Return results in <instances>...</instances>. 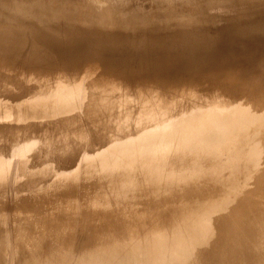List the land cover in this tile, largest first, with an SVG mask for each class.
<instances>
[{
	"label": "rangeland",
	"instance_id": "1",
	"mask_svg": "<svg viewBox=\"0 0 264 264\" xmlns=\"http://www.w3.org/2000/svg\"><path fill=\"white\" fill-rule=\"evenodd\" d=\"M229 31H239L236 33H242V37H228L226 33ZM206 35L212 38H205ZM203 38L205 40L202 41ZM168 48L169 50L166 51ZM182 49L192 51L191 56H196L190 57L189 63L184 62L187 57L182 56L185 54ZM95 52L97 53L94 54ZM197 55H201L203 59L201 60L200 56L196 59ZM211 55L212 57L214 55V58H211ZM174 56L178 59L175 60ZM192 59L201 63L197 64ZM191 60L193 63L190 64ZM167 62L171 63L170 66L161 67L162 63L168 64ZM194 63L195 65H192ZM181 64L185 67L182 65L179 68ZM150 65L153 67L151 68ZM158 66L160 68H156V71L155 67ZM182 67L183 72H181ZM149 68L152 70L150 71ZM139 72L142 74L136 75ZM152 72L159 73L158 77H162L163 81L171 80V82L160 87L163 84H156L153 81L155 78ZM263 85L264 0H0V139L2 140H0V264H46L45 261L49 258L54 260L49 259L47 264H90V260L91 264L95 261L99 264H154V262L203 264L207 263L209 258L213 260L211 264H218L227 251L226 256L229 254L230 256L227 257V261L224 260L225 264H236L239 260L240 264H246L251 258L253 260L251 264L257 260L259 261L255 264H260L261 259L252 256L250 258L249 255L252 253L249 249L250 246L251 250L254 249L253 243L258 242L261 245L259 244V247L255 245L257 251L264 250V245L262 246L264 238L261 239L263 226L256 228L259 226L256 215L258 212H264V209L259 207L264 203L261 200H264V111H262L264 92L261 89ZM68 93L72 94L67 95ZM158 102L161 104L159 105ZM101 104H106V108ZM112 104L118 105V108ZM95 105L99 109L94 108ZM114 107L116 110L113 109ZM91 108H94L96 113L101 109L103 114L99 111L97 113L99 115L95 116ZM47 109H51V112ZM107 109L110 111L108 112ZM111 110L118 114L115 112L112 114ZM139 110L140 113H137ZM125 112L126 114H123ZM60 122L64 125H60ZM59 125L62 127L59 128ZM64 126L68 128L65 129ZM217 133L220 136L219 141L221 139L223 141L217 140ZM206 135H209L208 138L213 136V139L209 141ZM259 135L260 139H263L261 143L257 141ZM253 138L256 140L255 143ZM207 147L211 150H207L209 149ZM216 159L226 166L221 163L218 165ZM215 160L219 166L216 169ZM183 164L184 167L185 164L187 166L184 168ZM213 164L214 167L210 169L209 166ZM158 165L161 167L159 168ZM200 167L203 171L197 169ZM213 169L214 171L219 169L218 173L212 172ZM232 172L236 174H231ZM185 180L188 181L184 182ZM257 184L261 190L257 189ZM254 190L261 191L262 195L257 191L255 193ZM246 194L248 197L245 198ZM250 196L255 197L254 199L259 198L262 204L258 199V202L254 203L252 197L250 202L248 199ZM201 204L212 206L210 210L215 212L209 214L200 207ZM241 204L245 206H240ZM235 205H239L238 209L244 207L245 210L247 207L250 210L255 205V208L257 206L258 208H253V213H251L252 209L246 210L245 213L244 208L238 210ZM195 207L202 210V217L206 215L203 219L199 214L200 211L197 212ZM192 210L193 212L195 210L193 215ZM241 211L244 215L239 213ZM249 212L253 218L251 215L248 217ZM240 214L242 215L240 220L243 218L242 223L238 219ZM207 215L211 217L209 223L206 222ZM182 218L184 220H181ZM192 218L197 219L195 221ZM154 220L159 222L158 225ZM235 220L241 224L238 221L235 223ZM249 221L258 225L256 227L250 225ZM103 222L105 223L102 224ZM84 223L86 232L88 230L92 232L89 236L80 232L82 231L80 227ZM183 224L187 225V229L183 228ZM232 225L233 233L229 232L232 231ZM247 226L254 228V231L251 230L254 234L247 235ZM236 227L237 231L240 230L239 233ZM150 228L152 231L149 230ZM195 228L196 230L200 228L198 233L195 232ZM176 229L180 233H177ZM241 230L244 234L240 233ZM83 234L85 238L82 237ZM234 234H237L238 238L246 237L249 243L244 238L239 240L234 238ZM240 234L242 235L239 236ZM195 235L199 238L197 239ZM223 235L227 237L221 239ZM78 237L82 238V242L85 241L82 248V245H76ZM256 237L258 240H255ZM68 238H70L69 244L66 242ZM192 240L196 244L194 242L192 245L190 243ZM240 240L242 243L237 246ZM234 241L237 243L235 244ZM243 242L246 244L245 247ZM223 244L225 247L222 246ZM229 249L237 252L232 254ZM221 250H225L226 253L223 254L224 251L221 253ZM238 252L240 254L242 252V257L237 256ZM235 255L236 257H232ZM233 258L236 262L232 261ZM238 258L242 259V263L241 259L237 260Z\"/></svg>",
	"mask_w": 264,
	"mask_h": 264
},
{
	"label": "bare ground",
	"instance_id": "2",
	"mask_svg": "<svg viewBox=\"0 0 264 264\" xmlns=\"http://www.w3.org/2000/svg\"><path fill=\"white\" fill-rule=\"evenodd\" d=\"M196 1H197V0H196ZM67 3H68V2H67ZM214 4H215V3H214ZM197 5H198V4H197ZM219 5H220V4H219ZM184 6H185V5H184ZM252 6H253V5H252ZM83 7H84V6H83ZM87 7H88V6H87ZM167 7H168V6H167ZM176 7H177V6H176ZM12 8H13V7H12ZM65 8H66V7H65ZM78 8H79V7H78ZM179 8H180V7H179ZM61 9H62V8H61ZM79 9H81V8H79ZM198 9H199V8H198ZM38 10H39V9H38ZM46 10H47V9H46ZM86 10H87V9H86ZM136 10H137V9H136ZM148 10H149V9H148ZM49 11H50V10H49ZM126 11H127V10H126ZM83 12H84V11H83ZM85 12H86V11H85ZM149 12H150V11H149ZM157 12H158V11H157ZM88 13H89V12H88ZM137 13H138V12H137ZM214 14H215V13H214ZM82 15H83V14H82ZM195 15H196V14H195ZM48 20H49V19H48ZM171 20H172V19H171ZM201 22H202V21H201ZM237 28H238V27H237ZM74 30H75V29H74ZM235 30H236V29H235ZM176 31H177V30H176ZM186 31H187V30H186ZM242 31H243V30H242ZM230 32H231V31H229L228 33H226L228 37H234V38H239V36L242 37V33H241V34L236 33V32H239V31H232L231 33H230ZM240 32H241V31H240ZM52 33H53V32H52ZM199 33H200V32H199ZM195 35L199 36V34H195ZM217 35H218V34H217ZM50 36H51V35H50ZM206 36H207V37H205V38H209V39L212 38L211 36H208V35H206ZM78 37H79V36H78ZM171 37H173V36H171ZM99 38H100V37H99ZM144 38H145V37H144ZM144 38H141V39H144ZM191 38H192V36H191ZM205 38H203L202 41L205 40ZM111 39H112V38H111ZM165 39H166V38H165ZM189 39H190V38H189ZM109 40H110V39H109ZM145 40H148V39H145ZM163 40H164V39H163ZM167 40H169V39H167ZM174 40H175V39H174ZM193 40H194V37H193V39H192V42H193ZM241 40H242V39H241ZM75 41H76V40H75ZM75 41H74V42H75ZM152 41H155V40L152 39ZM165 41H166V40H165ZM165 41H164V43H165ZM171 41H172V40H171ZM171 41H170V42H171ZM184 41H185V40H184ZM111 42H112V41H111ZM147 42H148V41H147ZM179 42H181V40H180ZM113 43H114V42H113ZM113 43H112V44H113ZM116 43H117V42H116ZM136 43H137V42H136ZM173 43H175V42H173ZM184 43H186V42H183V44H184ZM202 43H203V42H202ZM112 44H111V45H112ZM140 44H141V43H140ZM170 44H172V43H170ZM170 44H169V45H170ZM188 44H189V43H188ZM188 44H187V45H188ZM196 44H197V43H196ZM213 44H215V43H213ZM219 44H220V43H219ZM141 45H142V44H141ZM180 45H181V44H180ZM189 45H190V44H189ZM207 45H208V44H207ZM215 45H216V44H215ZM215 45H214L213 47H215ZM71 46H72V45H71ZM79 46H80V45H79ZM156 46H157V45H156ZM172 46H173V45H172ZM190 46H191V48H192V45H190ZM170 47H171V46H170ZM175 47H177V46H175ZM184 47H186V46H184ZM196 47H197V45H196ZM108 48H109V47H108ZM161 48H162V47H161ZM177 48H178V47H177ZM181 48H182V47H181ZM207 48H208V47H207ZM216 48H217V47H216ZM230 48H231V47H230ZM111 49H112V48H111ZM116 49H117V48H116ZM157 49H158V48H157ZM183 49H184V48H183ZM183 49H182V50H183ZM189 49H190V48H189ZM198 49H199V48H198ZM212 49H213V48H212ZM212 49H211V50H212ZM40 50H41V49H40ZM95 50H97V49H95ZM101 50H102V49H101ZM160 50H161V49H160ZM168 50H169V48H168L166 51H168ZM175 50H176V49H175ZM193 50H194V49H193ZM211 50H210V53H211ZM214 50H215V49H214ZM239 50H240V49H239ZM179 51H181L180 48H179ZM216 51H217V50H216ZM227 51L229 52L230 50H227ZM233 51H234V50H233ZM99 52H100V51H99ZM152 52H153V51H152ZM182 52L185 53V54L182 55V56H184V57L186 56V57H187V60L184 61V62L189 63V60L191 59L190 57H192V56H191V52H192V51H189V50L187 51V50L185 49V50H183ZM208 52H209V51H208ZM214 52H215V51H214ZM218 52H219V51H218ZM228 52H227V53H228ZM237 52H238V51H237ZM237 52H236L235 54H237ZM63 53H64V51H63ZM63 53H62V54H63ZM96 53H97V52H95L94 54H96ZM161 53H163V52L161 51ZM168 53H169V52H168ZM173 53L175 54V52H173ZM178 53H179V52H178ZM192 53H193V52H192ZM194 53H195V52H194ZM223 53H225V52H223ZM35 54H36V53H35ZM163 54H164V53H163ZM206 54H207V53H206ZM212 54L215 55V53H213V52H212ZM231 54H232V53H231ZM155 55H156V54H155ZM180 55H181V54H180ZM192 55H194V54H192ZM202 55H203V54H202ZM208 55H209V54H208ZM214 55H213V57H212V55H211L210 57H211V58H214ZM233 55H234V54H233ZM96 56H97V55H96ZM157 56H158V55H157ZM169 56H170V55H169ZM175 56H176V55H175ZM175 56H174V59H175ZM195 56H196V55H195ZM195 56H194V57H195ZM199 56H200V57H199ZM199 56L197 55V58H196V59H199V58L201 59V55H199ZM204 56H205V54H204ZM217 56H218V55H217ZM234 56H235V55H234ZM239 56H240V55L238 54V58H239ZM165 57H166V56H165ZM167 57H168V56H167ZM177 57H178V56H177ZM184 57H183V59H184ZM194 57H192V58H194ZM198 57H199V58H198ZM215 57H216V56H215ZM36 58H37V57H36ZM155 58H156V57H155ZM157 58H158V57H157ZM220 58H221V57H220ZM241 58H242V57H241ZM34 59H35V57H34ZM97 59H98V58H97ZM126 59H127V58H126ZM160 59H161V58H160ZM176 59H178V58H176ZM176 59H175V60H176ZM180 59H181V58H180V56H179V60H180ZM183 59H182V60H183ZM202 59H203V58H202ZM202 59H201V60H202ZM205 59H206V56H205ZM37 60L39 61V59H37ZM37 60H36V61H37ZM45 60H46V59H45ZM49 60H50V59H49ZM109 60H110V59H109ZM167 60H168V59H167ZM167 60H166V61H167ZM169 60H171V59H169ZM182 60L180 61V63H182ZM192 60H193V59H192ZM192 60H191V61H192ZM240 60H241V59H240ZM250 60H251V59H250ZM250 60H249V61H250ZM43 61H44V60H43ZM62 61H63V60H62ZM158 61H159V60H158ZM162 61H163V60H162ZM162 61H161V62H162ZM171 61H173V59H172ZM177 61H178V60H177ZM177 61H176V62H177ZM191 61H190V64L193 63V61H194L195 63H197V64L201 63V61H199V60H195V59H194L192 62H191ZM252 61H253V60H252ZM29 62H30V61H29ZM48 62H49V61H48ZM150 62H151V61H150ZM155 62H157V61L155 60ZM32 63H33V62H32ZM40 63H42V62H40ZM40 63H39V64H40ZM46 63H47V62H46ZM63 63H64V62H63ZM167 63H168V62H167ZM195 63L192 64V65H195ZM246 63H247V62H246ZM249 63H250V62H249ZM54 64H55V63H54ZM57 64H58V63H57ZM67 64H68V63H67ZM119 64H120V63H119ZM150 64H151V63H150ZM155 64H156V63H155ZM170 64H171V63H168V64H163V63H162V64H161V67H162V66H165V65L170 66ZM197 64H196V65H197ZM159 65H160V62H159ZM182 65H183V64H181L180 67H179V66H178V67L181 68ZM184 65L186 66V63H185ZM184 65H183V67H185ZM192 65H191V66H192ZM254 65H256V63H255ZM47 66H48V64H47ZM100 66H101V65H100ZM150 66H151V65H150ZM153 66H154V64H153ZM153 66H151V68H152ZM167 66H166V67H167ZM172 66H173V65H172ZM189 66H190V65H189ZM189 66L187 65V67H189ZM119 67H120V66H119ZM183 67H182V71L180 70L181 72H183ZM247 67H248V65H247ZM56 68H57V67H56ZM56 68H55V69H56ZM61 68H62V67H61ZM156 68L158 69V68H160V66L155 67V70L157 71ZM176 68H177V67H176ZM179 68H177V69L179 70ZM144 69H145V68H144ZM149 69H150V68H149ZM169 69H171V68H169ZM252 69H253V68H252ZM151 70H152V69H150V71H151ZM153 70H154V69H153ZM155 70H154V71H155ZM166 70H167V69H166ZM186 70H188V69H186ZM54 71H55V70H54ZM75 71H76V70H75ZM110 71H111V70H110ZM159 71L161 72V69H160ZM175 71H176V70H175ZM175 71H174V72H175ZM189 71H190V69H189ZM55 72H56V71H55ZM111 72H112V71H111ZM144 72H145V71H144ZM169 72H170V71H169ZM181 72H179V73H181ZM65 73H66V72H65ZM123 73H124V71H123ZM123 73H122V74H123ZM152 73H153V72H152ZM152 73H151V74H152ZM167 73H168V72H167ZM167 73H166V74H167ZM176 73H177V72H175V74H176ZM63 74H64V73H63ZM140 74H142V72H141V73L139 72V74H136V75H140ZM149 74H150V73H148V75H149ZM154 74H155L156 76H154ZM136 75H135V76H136ZM152 75H153V77L155 78L153 81H154L156 84H163V85H161L160 87H163V86H165L166 84H168V83L171 82V80H164V81H163V80H162V77H160V76L158 77L159 73H158V74L153 73ZM176 75H178V74H176ZM6 76H7V75H6ZM56 76H57V75H56ZM80 76H81V75H80ZM142 76H143V75H142ZM149 76H150V75H149ZM83 77H84V76H83ZM123 77H124V76H123ZM139 77H140V76H139ZM139 77H138V78H139ZM31 78H32V77H31ZM16 79H17V78H16ZM67 79H68V78H67ZM140 79H142V78H140ZM27 80H28V79H27ZM63 80H64V79H63ZM88 80H89V79H88ZM119 81H120V80H119ZM43 82H44V81H43ZM53 82H54V81H53ZM114 82H115V81H114ZM38 83H39V82H38ZM56 83H57V82H56ZM70 83H71V82H70ZM76 83H77V82H76ZM117 83H118V82H116V84H117ZM79 84H80V83H79ZM62 85H64V84H62ZM37 86H38V85H37ZM49 86H50V85H49ZM66 86H67V85H66ZM105 86H106V85H105ZM5 87H6V86H5ZM71 87H72V86H71ZM74 87H76V86H74ZM80 87H81V86H80ZM98 87H100V86H98ZM101 87H102V86H101ZM101 87H100V88H101ZM117 87H118V85H117ZM117 87H116V88H117ZM82 88H83V87H82ZM108 88H109V87H108ZM140 88H141V87H140ZM67 89H68V88H67ZM120 89H121V88H120ZM173 89H174V88H173ZM261 89H262V91L264 92V85L261 87ZM63 90H64V89H63ZM61 91H62V90H61ZM69 91H70V90H69ZM263 92H262V94H263ZM64 93H65V92H64ZM70 94H72V93H68L67 95H70ZM157 95H159V94H157ZM71 96H74V95H71ZM155 96H156V95H155ZM263 96H264V95H263ZM263 96H262V97H263ZM81 98H82V96H81ZM263 98H264V97H263ZM25 99H26V98H25ZM154 99H155V98H154ZM80 100H81V99H80ZM107 100H108V99H107ZM27 101H28V100H27ZM35 101H36V100H35ZM108 101H111V100H108ZM147 101H149V100H147ZM24 102H25V101H24ZM118 102H119V101H118ZM151 102H152V100H151ZM153 102H154V101H153ZM156 102H157V101H156ZM21 103H22V102H21ZM29 103H30V102H29ZM158 103H159V102H158ZM158 103H157V104H158ZM262 103H263V102H262ZM262 103H261V104H262ZM123 104H124V103H123ZM160 104H161V103H159V105H160ZM78 105H79V104H78ZM78 105H77V106H78ZM101 105H103L104 107L107 106L106 104H105V105H104V104H101ZM101 105H99V106H101ZM109 105H110V104H108V107H109ZM112 105H113V104H112ZM114 105H115V104H114ZM114 105H113V106H114ZM119 105H120V104H119ZM151 105H152V104H151ZM154 105H155V104H154ZM226 105H229V104H226ZM263 105H264V104H262V106H263ZM22 106H23V105H22ZM77 106H76V107H77ZM99 106H98V107H99ZM103 106H102V108H104ZM115 106H116V108H118V107H117L118 105H115ZM143 106H144V104H143ZM152 106H153V105H152ZM239 106H240V105H239ZM3 107H4V106H3ZM111 107H112V106H111ZM135 107H136V106H135ZM224 107H225V106H224ZM224 107H223V108H224ZM26 108H27V107H26ZM74 108H75V107H74ZM74 108H73V110H74ZM88 108H89V107H88ZM94 108H97V105H95ZM94 108H93V109H94ZM100 108H101V107H100ZM102 108H101V109H102ZM105 108H106V107H105ZM116 108L114 107L113 109L116 110ZM121 108H122V106H121ZM141 108H142V107H141ZM141 108H139V109H141ZM146 108H147V110H148V107H146ZM150 108H151V107H150ZM150 108H149V109H150ZM156 108H157V107H156ZM230 108H232V107H230ZM79 109H80V107H79ZM91 109H92V108H91ZM93 109H92V110H93ZM97 109H99V108H97ZM101 109L99 110L100 112H101ZM109 109H112V108H109ZM109 109H107L108 112L110 111ZM119 109H120V107H119ZM122 109H123V108H122ZM122 109H121V110H122ZM153 109H154V108H153ZM245 109H246V108H245ZM50 110H51V109H47V111H50ZM104 110H105V109H104ZM107 110H106V111H107ZM147 110H145V112H147ZM216 110H217V109H216ZM230 110H231V109H230ZM235 110H236V109H235ZM45 111H46V110H45ZM60 111H61V110H60ZM82 111H83V110H82ZM89 111H90V110H89ZM99 111H98L97 113H99ZM102 111H103V109H102ZM111 111H112V110H111ZM117 111H118V110H117ZM122 111H123V110H122ZM129 111H130V110H129ZM129 111H128V112H129ZM142 111H143V110H142ZM142 111H141V112H142ZM226 111H227V110H226ZM262 111H264V110H262ZM50 112H51V111H50ZM50 112H49V113H50ZM90 112H91V111H90ZM90 112H89V113H90ZM92 112H95V113H93L95 116H96V115H99V114L96 113L95 110H93ZM104 112H105V111H104ZM114 112H115V111L113 110L111 113L114 114ZM227 112H228V111H227ZM227 112H226V113H227ZM12 113H13V112H12ZM52 113H53V112H52ZM101 113H102V112H101ZM101 113H100V115H101ZM115 113H117V112H115ZM137 113H140V110H139ZM222 113H223V112H222ZM78 114H79V113H78ZM84 114H86V113H84ZM102 114H103V113H102ZM105 114H106V112H105ZM107 114H108V113H107ZM117 114H118V113H117ZM123 114H126V112L123 113ZM133 114H134V111H133ZM230 114H231V113H230ZM235 114H236V112H235ZM109 115H111V114H109ZM203 115H204V114H203ZM28 116H29V114H28ZM76 116H77V115H76ZM76 116H75V117H76ZM87 116H89V114H88ZM95 116H91V117L94 118ZM102 116H103V115H102ZM102 116H101V117H102ZM107 116H108V115H107ZM125 116H126V118H128L127 115H125ZM197 116H198V115H197ZM254 116H255V115H254ZM21 117H22V116H21ZM99 117H100V116L95 117V118H99ZM122 117H123V115H122ZM238 117H239V116H238ZM252 117H253V116H252ZM67 118H68V117H67ZM81 118H82V117H81ZM84 118H85V117H84ZM115 118H116V117H115ZM144 118H145V117H144ZM197 118H198V117H197ZM202 118H203V117H202ZM204 118H205V117H204ZM211 118H212V117H211ZM65 119H66V118H65ZM78 119H79V118H78ZM160 119H161V118H160ZM206 119H208V118H206ZM213 119H214V118H213ZM217 119H218V118H217ZM222 119H223V118H222ZM232 119H233V118H232ZM249 119H250V118H249ZM73 120H74V116H73ZM86 120H87V119H86ZM116 120H117V119H116ZM149 120H150V119H149ZM201 120H202V119H201ZM208 120H209V119H208ZM208 120H207V121H208ZM234 120H235V119H234ZM68 121H69V120H68ZM76 121H77V120H76ZM76 121H75V122H76ZM108 121H109V120H108ZM212 121H213V120H212ZM214 121H215V120H214ZM245 121H247V120L245 119ZM77 122H78V121H77ZM85 122H86V121H85ZM97 122H98V121H97ZM101 122H102V121H101ZM101 122H100V124H101ZM250 122H251V121H250ZM60 123H61V124H60ZM60 123H59L60 125H64V124H62V122H60ZM70 123H71V122H70ZM73 123H74V122H73ZM79 123H80V121H79ZM106 123H107V122H106ZM119 123H120V121H119ZM208 123H209V122H208ZM46 124H47V123H46ZM48 124H49V123H48ZM86 124H87V122H86ZM89 124H91V123H89ZM97 124H98V123H97ZM100 124H99V125H100ZM103 124H105V123H103ZM103 124H102V125H103ZM239 124H240V123H239ZM60 125H59V128L62 127V126L60 127ZM74 125H75V123H74ZM82 125H83V124H82ZM107 125H109V124L107 123ZM107 125H106V126H107ZM218 125H219V124H218ZM230 125H231V124H230ZM233 125H234V124H233ZM243 125H244V124H243ZM48 126H49V125H48ZM69 126H70V125H69ZM80 126H81V125H80ZM87 126H88V125H87ZM92 126H95V125L92 124ZM103 126H104V125H103ZM209 126H210V125H209ZM211 126H212V124H211ZM214 126H215V125H214ZM214 126H213V127H214ZM224 126H225V125H224ZM55 127H56V126H55ZM57 127H58V126H57ZM57 127H56V128H57ZM95 127H96V126H95ZM108 127H109V126H108ZM161 127H162V126H161ZM234 127H235V126H234ZM59 128H58V130H60ZM63 128H65V126H64ZM66 128H68V127L66 126ZM66 128H65V129H66ZM79 128H80V127H79ZM96 128H97V127H96ZM230 128H231V127H230ZM230 128H229V129H230ZM239 128L241 129V127H239ZM242 128H243V127H242ZM49 129H50V128H49ZM51 129H53V128H51ZM80 129H81V128H80ZM102 129H103V128H102ZM120 129H121V128H120ZM211 129H212V128H211ZM213 129H214V128H213ZM236 129H238V128H236ZM55 130H56V129H55ZM75 130H77V129H75ZM82 130H83V128H82ZM84 130H85V129H84ZM88 130H89V129H88ZM95 130H96V129H95ZM108 130H109V128H108ZM115 130H116V129H115ZM118 130H119V129H118ZM144 130H145V129H144ZM27 131H28V130H27ZM92 131H93V130H92ZM96 131H97V130H96ZM96 131H95V132H96ZM109 131H110V130H109ZM123 131H124V130H123ZM123 131H122V132H123ZM180 131H181V130H180ZM209 131H210V129H209ZM212 131H214V130H212ZM18 132H19V131H18ZM18 132H17V133H18ZM22 132H23V131H22ZM60 132H61V131H60ZM65 132H66V131H65ZM67 132H70V131H67ZM71 132H72V131H71ZM84 132H85V131H84ZM100 132H102V130H101ZM106 132H107V131H106ZM116 132H117V131H116ZM214 132H215V131H214ZM229 132H230V131H229ZM19 133H20V132H19ZM32 133H33V132H32ZM55 133H56V132H55ZM62 133H64V131H63ZM62 133H61V134H62ZM74 133H75V132H74ZM110 133H111V132H110ZM146 133H147V131L145 132V134H146ZM222 133H223V132H222ZM13 134H14V133H13ZM61 134H59V135H61ZM71 134H72V133H71ZM76 134H77V133H76ZM88 134H89V133H88ZM101 134H102V133H101ZM108 134H109V133H108ZM122 134H124V133H122ZM136 134H137V133H136ZM220 134H221V133H220ZM239 134H240V133H239ZM246 134H247V133H246ZM248 134H249V133H248ZM259 134H260V133H259ZM19 135H20V134H19ZM19 135H18V136H19ZM53 135H54V134H53ZM82 135H83V134H82ZM103 135H104V133H103ZM103 135H102V136H103ZM111 135H112V134H111ZM212 135H213V134H212ZM212 135H210V136H212ZM226 135H227V134H226ZM232 135H234V134H232ZM15 136H16V135H15ZM57 136H58V135H57ZM62 136H63V134H62ZM105 136H106V135H105ZM206 136H207V138H208L209 135H206ZM217 136H218V133H217ZM227 136H230V135H227ZM239 136H240V135H239ZM242 136H243V135H242ZM242 136H241V138H242ZM5 137H6V136H5ZM8 137H9V136H8ZM13 137H14V136H13ZM26 137H27V136H26ZM31 137H32V136H31ZM49 137H50V136H49ZM64 137H65V136H64ZM111 137H112V136H111ZM126 137H127V136H126ZM212 137H213V136H212ZM212 137H211V138H212ZM214 137H215V135H214ZM221 137L224 138V136H221ZM244 137H246V136H244ZM257 137H258V136H257ZM261 137H262V136H261ZM1 138H4V137H1ZM27 138H29V136H28ZM88 138H89V137H88ZM120 138H121V137H120ZM131 138H132V137H131ZM143 138H144V137H143ZM207 138H205V139L207 140ZM211 138H208L209 141H210ZM233 138H234V137H233ZM233 138H232V139H233ZM236 138H237V137H236ZM5 139H6V138H5ZM5 139H4V140H5ZM14 139H15V137H14ZM14 139H13V140H14ZM24 139H25V138H24ZM38 139H39V138H38ZM38 139H37V140H38ZM73 139H74V138H73ZM117 139H118V138H117ZM140 139H141V138H140ZM212 139H213V138H212ZM219 139H220V136H218L217 140L219 141ZM225 139H226V137H225ZM225 139H224V140H225ZM243 139H244V138H243ZM258 139H259V140H258ZM0 140H1V139H0ZM8 140H9V139H8ZM11 140H12V139H11ZM26 140H27V139H26ZM28 140H29V139H28ZM59 140H60V139H59ZM67 140H68V139H67ZM87 140H88V139H87ZM119 140H120V139H119ZM124 140H125V139H124ZM237 140H238V138H237ZM240 140H241V139H239V141H240ZM1 141H2V140H1ZM1 141H0V142H1ZM6 141H7V140H6ZM29 141H31V140H29ZM52 141H53V140H52ZM56 141H57V140H56ZM56 141H55V142H56ZM95 141H96V140H95ZM116 141H117V140H116ZM120 141H121V140H120ZM212 141H214V140H212ZM220 141H223V139H221ZM220 141H219V142H220ZM225 141H226V140H225ZM233 141H234V140H233ZM245 141H247V140L245 139ZM254 141L256 142V140H254V138H253V143H255ZM257 141H259L260 143L263 141V139H260V135H259V137L257 138ZM7 142H9V141H7ZM10 142H12V141H10ZM10 142H9V143H10ZM14 142H16V141H14ZM14 142H13V143H14ZM21 142H22V140H21ZM58 142H59V141H58ZM83 142H84V141H83ZM124 142H125V141H124ZM139 142H140V141H139ZM176 142H177V141H176ZM214 142H216V141H214ZM219 142H217V143H219ZM259 142H258V143H259ZM263 142H264V141H263ZM115 143H116V142H115ZM117 143H118V142H117ZM127 143H128V142H127ZM172 143H173V142H172ZM197 143H198V142H197ZM228 143H229V142H228ZM232 143H233V142H232ZM240 143H241V142H240ZM4 144H5V141H4ZM24 144H25V143H24ZM148 144H149V143H148ZM176 144H177V143H176ZM210 144H211V143H210ZM245 144H246V143H245ZM245 144H244V145H245ZM262 144H263V143H262ZM7 145H8V144H7ZM12 145H13V144H12ZM37 145H38V144H37ZM41 145H42V144H41ZM44 145H45V144H44ZM108 145L110 146V144H108ZM108 145H107V146H108ZM130 145H131V144H130ZM206 145H207V144H206ZM206 145H205V146H206ZM217 145H218V144H217ZM217 145H216V147H217ZM224 145H225V143H224ZM228 145H229V144H228ZM240 145H241V144H240ZM247 145H248V144H247ZM2 146H3V145H2ZM8 146H9V145H8ZM20 146H22V145L20 144ZM20 146H19V147H20ZM28 146H29V145H28ZM115 146H116V145H115ZM119 146H120V145H119ZM174 146H175V145H174ZM197 146H198V144H197ZM202 146H203V145H202ZM205 146H204V148H205ZM248 146H249V145H248ZM6 147H7V146H6ZM6 147H5V148H6ZM35 147H36V146H35ZM67 147H68V146H67ZM77 147H78V146H77ZM113 147H114V146H113ZM161 147H162V146H161ZM183 147H184V146H183ZM193 147H194V146H193ZM216 147H215V148H216ZM220 147H222V145H221ZM225 147H226V146H225ZM239 147H240V146H239ZM244 147H245V146H244ZM259 147H260V146H259ZM0 148H1V147H0ZM3 148H4V147H3ZM9 148H10V147H9ZM11 148H12V147H11ZM59 148H60V147H59ZM144 148H145V147H144ZM184 148H185V147H184ZM188 148H189V147H188ZM198 148H199V147H198ZM207 148H209V147H207ZM207 148H206V149H207ZM213 148H214V147H213ZM213 148H212V149H213ZM240 148H241V147H240ZM262 148H263V147H262ZM71 149H72V148H71ZM80 149H81V148H80ZM196 149H197V148H196ZM216 149H217V148H216ZM220 149H221V148H220ZM222 149H223V148H222ZM225 149H226V148H225ZM238 149H239V148H238ZM254 149H255V148H254ZM4 150H5V149H4ZM21 150H22V149H21ZM63 150H64V149H63ZM204 150H205V149H204ZM207 150H211V149L209 148V149H207ZM223 150H224V149H223ZM0 151H1V149H0ZM26 151H27V150H26ZM98 151H99V150H98ZM108 151H109V150H108ZM212 151H213V150H212ZM212 151H211V152H212ZM214 151H215V150H214ZM14 152H15V150H14ZM21 152H22V151H21ZM27 152H28V151H27ZM30 152H31V151H30ZM44 152H45V151H44ZM115 152H116V151H115ZM139 152H140V151H139ZM186 152H187V151H186ZM196 152H197V151H196ZM196 152H195V153H196ZM201 152H202V151H201ZM204 152H205V151H204ZM215 152H216V151H215ZM7 153H8V152H7ZM42 153H43V152H42ZM42 153H41V154H42ZM65 153H66V151H65ZM147 153H148V152H147ZM197 153H198V152H197ZM207 153H210V152H207ZM217 153H218V152H217ZM219 153H220V150H219ZM238 153H239V152H238ZM18 154H19V153H18ZM106 154H107V153H106ZM110 154H111V153H110ZM173 154H174V153H173ZM193 154H194V153H193ZM210 154H211V153H210ZM212 154H213V152H212ZM212 154H211V155H212ZM214 154H215V153H214ZM223 154H224V153H223ZM242 154H243V153H242ZM250 154H251V153H250ZM0 155H1V154H0ZM5 155H6V154H5ZM9 155H10V154H9ZM43 155H44V154H43ZM102 155H103V154H102ZM198 155H199V154H198ZM203 155H204V154H203ZM203 155H202V156H203ZM239 155H240V154H239ZM14 156H16V155H14ZM20 156H21V155H20ZM32 156H33V155H32ZM190 156H191V155H190ZM190 156H189V157H190ZM232 156H233V155H232ZM175 157H176V156H175ZM179 157H180V156H179ZM179 157H178V158H179ZM187 157H188V156H187ZM189 157H188V158H189ZM195 157H196V156H195ZM195 157H194V158H195ZM206 157H207V156H206ZM236 157H237V156H236ZM6 158H7V156H6ZM36 158H37V156H36ZM87 158H88V157H87ZM110 158H111V157H110ZM190 158H191V157H190ZM198 158H199V157H198ZM208 158H209V157H208ZM210 158H211V157H210ZM20 159H21V158H20ZM31 159H32V158H31ZM37 159H38V158H37ZM41 159H42V158H41ZM100 159H101V158H100ZM205 159H206V158H205ZM214 159H215V158H214ZM4 160H5V159H4ZM24 160H25V159H24ZM42 160H43V159H42ZM48 160H49V159H48ZM93 160H94V159H93ZM200 160H201V159H200ZM203 160H204V159H203ZM207 160H208V159H207ZM210 160H212V158H211ZM216 160H217V159H216ZM216 160H215V162H214V163H216L215 167H214V164H213V165L209 166V168H210V167H211V168L214 167V168L216 169V167H217L218 165H220V163L223 164L222 162H219V161L217 160V161L219 162V163H218ZM220 160H221V159H220ZM223 160L225 161V159H223ZM10 161H11V160H10ZM37 161H38V160H37ZM87 161H88V160H87ZM158 161H159V160H158ZM172 161H173V160H172ZM174 161H175V163H176V160H174ZM185 161H186V159H185ZM193 161H194V160H193ZM193 161H192V162H193ZM195 161H196V160H195ZM195 161H194V162H195ZM201 161H202V160H201ZM228 161H229V159H228ZM259 161H260V160H259ZM13 162H14V161H13ZM25 162H26V161H25ZM114 162H115V161H114ZM148 162H149V161H148ZM179 162H180V161H179ZM188 162H189V161H188ZM188 162H186V163H188ZM229 162H230V161H229ZM229 162H228V163H229ZM261 162H262V161H261ZM7 163H8V162H7ZM14 163H15V162H14ZM39 163H40V162H39ZM39 163H38V164H39ZM79 163H80V162H79ZM92 163H93V162H92ZM99 163H100V162H99ZM146 163H147V162H146ZM165 163H166V162H165ZM184 163H185V162H184ZM203 163H205V162H203ZM207 163H209V162H207ZM212 163H213V161H212ZM217 163H218V165H217ZM226 163H227V162H226ZM228 163H227V164H228ZM233 163H234V162H233ZM166 164H167V163H166ZM170 164H172V163H170ZM170 164H169V165H170ZM177 164H178V163H177ZM195 164H197V163H195ZM0 165H1V163H0ZM24 165H25V164H24ZM57 165H58V164H57ZM107 165H108V164H107ZM107 165H106V166H107ZM147 165H148V164H147ZM155 165H156V164H155ZM161 165H162V164H161ZM173 165H174V164H173ZM180 165H182V164H180ZM180 165H179V168H181ZM185 165L187 166V164H185ZM189 165H190V164H189ZM197 165H198V164H197ZM202 165H203V164H202ZM6 166H7V165H6ZM111 166H112V165H111ZM120 166H121V165H120ZM120 166H119V167H120ZM152 166H153V164H152ZM158 166H159V165H158ZM186 166H185V167H186ZM221 166H222V165H221ZM221 166H220V167H221ZM223 166H224V164H223ZM223 166H222V167H223ZM225 166H226V165H225ZM225 166H224V167H225ZM15 167H16V166H15ZM23 167H24V166H23ZM37 167H38V166H37ZM78 167H79V166H78ZM101 167H102V166H101ZM104 167H105V166H104ZM150 167H151V166H150ZM154 167H155V166H154ZM160 167H161V166H159V168H160ZM165 167H167V166H165ZM172 167H173V166H172ZM182 167H184V164H183ZM185 167H184V168H185ZM203 167H204V165H203ZM207 167H208V166H207ZM218 167H219V166H218ZM224 167H223V168H224ZM245 167H246V166H245ZM245 167H244V168H245ZM156 168H157V167H156ZM162 168H163V167H162ZM162 168H161V169H162ZM189 168H190V167H189ZM205 168H206V167H205ZM209 168H208L207 170H209ZM211 168H210V169H211ZM242 168H243V167H242ZM17 169H18V168H17ZM77 169H78V168H77ZM126 169H130V168H127V167H126ZM152 169H153V168H152ZM154 169H155V168H154ZM168 169H169V168H168ZM173 169H174V168H173ZM191 169H192V168H191ZM193 169H194V168H193ZM197 169H201V170H202L201 167H200V168H197ZM215 169H213V170H211V171L213 172ZM220 169H221V168H220ZM237 169H238V168H237ZM91 170H92V169H91ZM95 170H96V169H95ZM148 170H149V169H148ZM169 170H170V169H169ZM169 170H168V171H169ZM186 170H187V169H186ZM189 170H190V169H189ZM205 170H206V169H205ZM243 170H245V169H243ZM243 170H242V171H243ZM123 171H124V170H123ZM176 171H177V170H176ZM176 171H175V172H176ZM194 171H195V170H194ZM202 171H203V170H202ZM217 171H219V169H217ZM217 171H214V172L218 173ZM248 171H249V170H248ZM7 172H8V171H7ZM21 172H22V171H21ZM119 172H120V171H119ZM162 172H163V171H162ZM178 172H179V171H178ZM196 172H197V171H196ZM11 173H12V172H11ZM82 173H83V172H82ZM187 173H188V172L186 171V174H187ZM192 173H193V172H192ZM207 173H208V172H207ZM210 173H211V172H210ZM222 173H224V172H222ZM17 174H18V173H17ZM83 174H84V173H83ZM89 174H90V173H89ZM124 174H125V173H124ZM161 174H162V173H161ZM165 174H166V173H165ZM168 174H169V173H168ZM195 174H196V173H195ZM204 174H205V173H204ZM214 174H215V173H214ZM231 174H236V173H233V172H232ZM247 174H248V173H247ZM251 174H252V173H251ZM12 175H13V174H12ZM15 175H16V173H15ZM77 175H78V174H77ZM122 175H123V174H122ZM126 175H127V174H126ZM126 175H125V176H126ZM128 175H129V174H128ZM177 175H178V174H177ZM180 175H181V174H180ZM207 175H208V174H207ZM207 175H206V176H207ZM211 175H212V174H211ZM215 175H216V174H215ZM227 175H228V174H227ZM248 175H249V174H248ZM6 176H7V175H6ZM102 176H103V175H102ZM102 176H101V177H102ZM107 176H109V175H107ZM172 176H173V175H172ZM187 176H188V175H187ZM194 176H195V175H194ZM198 176H199V175H198ZM201 176H202V175H201ZM220 176H221V175H220ZM252 176H253V175H252ZM48 177H49V176H48ZM48 177H47V179H48ZM53 177H55V176H53ZM85 177H86V176H85ZM98 177H99V176H98ZM161 177H162V176H161ZM180 177H181V176H180ZM182 177L184 178V176H182ZM189 177H190V176H189ZM189 177H187V179L191 180ZM199 177H200V176H199ZM18 178H19V177H18ZM82 178H83V177H82ZM109 178H110V177H109ZM114 178H115V177H114ZM116 178H118V177H116ZM131 178H133V177H131ZM159 178H160V176H159ZM207 178H208V177H207ZM221 178H222V177H221ZM226 178H227V177H226ZM241 178H242V177H241ZM74 179H75V178H74ZM83 179H84V178H83ZM95 179H96V178H95ZM111 179H112V178H111ZM125 179H127V178H125ZM181 179H182V178H181ZM204 179H206V178H204ZM229 179H230V178H229ZM234 179H235V178H234ZM42 180H43V179H42ZM49 180H50V179H49ZM103 180H105V179H103ZM128 180H129V178H128ZM166 180H167V179H166ZM169 180H170V179H169ZM183 180H184V179H183ZM214 180H215V179H214ZM256 180L259 181V179H256ZM256 180H255V181H256ZM71 181H72V180H71ZM75 181H76V180H75ZM75 181H74V182H75ZM121 181H122V179H121ZM130 181H131V180H130ZM142 181H143V180H142ZM177 181H178V180H177ZM187 181H188V180H187ZM187 181L185 180L184 182H187ZM196 181H197V180H196ZM204 181H205V180H204ZM204 181H203V182H204ZM219 181H220V180H219ZM224 181H225V180H224ZM249 181H250V180H249ZM36 182H37V181H36ZM48 182H50V181H48ZM115 182H116V181H115ZM174 182H175V181H174ZM205 182H206V181H205ZM205 182H204V183H205ZM253 182H254V181H253ZM256 182H257V181H256ZM260 182L262 183L263 180L260 181ZM69 183H70V182H69ZM87 183H88V182H87ZM98 183H99V182H98ZM108 183H109V182H108ZM151 183H152V181H151ZM164 183H165V182H164ZM178 183H179V182H178ZM204 183H203V184H204ZM257 183H258V182H257ZM8 184H9V183H8ZM12 184H13V183H12ZM63 184H64V183H63ZM66 184H67V183H66ZM157 184H158V183H157ZM184 184H185V183H184ZM186 184H187V183H186ZM192 184H193V183H192ZM253 184H254V183H253ZM5 185H6V184H5ZM25 185H26V184H25ZM46 185H47V184H46ZM169 185H170V184H169ZM199 185H200V184H199ZM254 185H255V184H254ZM21 186H23V185H21ZM53 186H54V184H53ZM62 186H63V185H62ZM62 186H61V187H62ZM257 186H258V184H257ZM263 186H264V184H263ZM8 187H9V186H8ZM50 187H51V186H50ZM55 187H56V186H55ZM116 187H117V186H116ZM182 187H183V186H182ZM240 187H241V186H240ZM247 187H248V186H247ZM259 187H260V186L257 187L258 190L260 189ZM3 188H4V186H3ZM21 188H22V187H21ZM25 188H26V187H25ZM28 188H29V187H28ZM31 188H32V187H31ZM164 188H166V187H164ZM250 188H251V187H250ZM261 188H262V187H261ZM22 189H23V188H22ZM22 189H21V190H22ZM48 189H49V188H48ZM107 189H108V188H107ZM157 189H158V188H157ZM240 189H241V188H240ZM245 189H246V188H245ZM253 189H254V188H253ZM255 189H256V186H255ZM16 190H18V189H16ZM260 190H261V189H260ZM3 191H4V190H3ZM19 191H20V190H19ZM40 191H41V189H40ZM61 191H62V190H61ZM256 191H257V190H254L255 193L259 192V191H257V192H256ZM12 192H13V191H12ZM58 192H59V190H58ZM155 192H156V191H155ZM159 192H160V191H159ZM254 192H253V193H254ZM260 192H261V191H260ZM260 192H259V193H260ZM13 193H14V192H13ZM234 193H235V192H234ZM244 193H245V192H244ZM244 193H243V194H244ZM247 193H248V192H247ZM251 193H252V192H251ZM18 194H19V193H18ZM95 194H96V193H95ZM248 194H249V193H248ZM260 194L262 195V193H260ZM263 194H264V193H263ZM14 195H15V194H14ZM21 195H22V194H21ZM37 195H38V194H37ZM93 195H94V194H93ZM119 195H120V194H119ZM154 195H155V194H154ZM249 195H250V194H249ZM256 195H257V194H256ZM34 196H35V195H34ZM212 196H213V195H212ZM223 196H224V195H223ZM257 196H258V195H257ZM12 197H13V196H12ZM36 197H37V196H36ZM87 197H88V196H87ZM184 197H185V195H184ZM244 197H245V198L248 197L247 194H246ZM251 197H252V196H250L248 199H250ZM83 198H84V197H83ZM95 198H96V197H95ZM191 198H192V197H191ZM254 198H255V197H252V199H254ZM261 198H262V197H260V199H261ZM263 198H264V195H263ZM89 199H90V198H89ZM138 199H139V198H138ZM206 199H207V198H206ZM206 199H205V200H206ZM220 199L222 200V198H220ZM232 199H233V198H232ZM252 199H250V202H251ZM257 199L259 200V198L254 199V203H255V201L258 202ZM107 200H108V199H107ZM149 200H150V199H149ZM207 200H208V199H207ZM246 200H247V199H246ZM261 200L264 202L263 199H261ZM261 200H259V201H260V202H259L260 204H262V203H261ZM32 201H33V200H32ZM230 201H231V200H230ZM232 201H233V200H232ZM244 201H245V200H244ZM83 202H84V201H83ZM85 202H86V201H85ZM137 202H138V200H137ZM146 202H147V201H146ZM207 202H209V201H207ZM224 202H226V201H224ZM246 202H247V201H246ZM126 203H128V202H126ZM188 203H189V202H188ZM201 203H202V201H201ZM221 203H222V201H221ZM234 203H235V202H234ZM104 204H105V203H104ZM205 204H206V203H205ZM218 204H219V203H218ZM236 204H237V203H236ZM257 204H258V203H257ZM121 205H122V204H121ZM130 205H131V204H130ZM247 205L249 206V203H248ZM263 205H264V203H263L261 206H259V207H262V210L264 209V208H263ZM76 206H77V205H76ZM102 206H103V205H102ZM216 206H217V205H216ZM235 206H237V205H235ZM238 206H239V205H238ZM238 206H237V209H238ZM240 206H245V205L241 204ZM253 206H254V205H253ZM255 206H256V205H255ZM255 206L251 208L252 210L250 209V210H251V213H253V208H255ZM44 207H45V206H44ZM193 207H194V206H193ZM197 207H198V206H197ZM200 207H201L204 211H207L209 214H210L211 212H213V213L215 212V211H211V210H210V208H213V207L210 206V205H202V204H201ZM230 207H231V206H230ZM88 208H89V207H88ZM108 208H109V207H108ZM141 208H142V207H141ZM143 208H144V207H143ZM145 208H146V207H145ZM215 208H216V207H215ZM219 208H220V207H219ZM226 208H227V207H226ZM228 208H229V207H228ZM243 208H244V207L239 208V209H243ZM249 208H250V207H249ZM257 208H258V206H257ZM257 208H255V209H257ZM125 209H126V208H125ZM193 209H194V208H193ZM233 209H234V208H233ZM239 209H238V210H239ZM255 209H254V211H255ZM106 210H107V209H106ZM127 210H128V209H127ZM158 210H159V209H158ZM195 210L197 211L198 209L195 207ZM195 210H194V212H193V210H192V212H193L192 215L195 213ZM208 210H210V211H208ZM234 210H235V209H234ZM246 210L250 211V210L248 209V207H247ZM246 210H245V208H244L243 212L247 213ZM258 210H259V209H258ZM258 210H257V211H258ZM135 211H136V210H135ZM139 211H141V210H139ZM149 211H150V210H149ZM149 211H148V212H149ZM155 211H156V210H155ZM198 211H200L199 214H200V216H201V214H202V213H201L202 210L199 209ZM198 211H197V212H198ZM224 211H225V210H224ZM228 211H229V210H228ZM236 211H237V210H236ZM259 211H260V210H259ZM131 212H132V211H131ZM131 212H130V213H131ZM221 212H222V210H221ZM232 212H234V211H232ZM137 213H138V212H137ZM146 213H147V212H146ZM146 213H145V214H146ZM208 213H207V214H208ZM213 213H212V214H213ZM234 213H235V212H234ZM234 213H233V214H234ZM239 213L242 214V211L239 212ZM256 213H257V212H256ZM122 214H124V213L122 212ZM122 214H121V215H122ZM135 214H136V213H135ZM186 214H187V213H186ZM186 214H185V215H186ZM190 214H191V213H190ZM199 214L197 213V215H198V216H196L197 218L199 217ZM228 214H229V213H228ZM230 214H231V213H230ZM230 214H229V215H230ZM236 214H238V213H236ZM241 214L238 215L239 217L237 216L239 220H240V216L244 215V213H243L242 215H241ZM258 214H259V216H258ZM258 214L256 215V217H257L256 219H259V221L257 220V222H259V226L256 227V226L258 225L257 223H256V224H255V223H254V224H251V222L253 221L252 219H251L252 221H249V223H250V225H253V226H255V227L258 228V229H259V227L261 228V226H263L262 231H264V212H263V211L260 212V213L258 212ZM4 215H5V214H4ZM128 215H130V214L128 213ZM128 215H127V216H128ZM137 215H138V214H137ZM140 215H141V214H140ZM187 215H188V214H187ZM192 215H191V216H192ZM195 215H196V214H195ZM249 215H251V216H252L251 218H253V215L250 214V212H249V214H248V217H249ZM254 215H255V214H254ZM131 216H133V215H131ZM146 216H147V215H146ZM159 216H160V215H159ZM159 216H158V217H159ZM188 216H189V215H188ZM188 216H187V217H188ZM203 216H204V215H203ZM205 216H206V215H205ZM205 216H204V217H205ZM207 216H208V217L206 218V222L209 223V221H210L209 218H211V217H210V215H207ZM246 216H247V214H246ZM246 216H244V217H246ZM139 217H140V216H139ZM155 217H156V216H155ZM158 217H157V218H158ZM187 217H186V218L184 217V218L187 219ZM193 217H194V216H193ZM201 217H202V216H201ZM204 217H202V219H203ZM216 217H217V216H216ZM225 217H226V216H225ZM231 217H232V216H231ZM248 217H247V218H248ZM254 217H255V216H254ZM110 218H111V217H109V219H110ZM134 218H135V217H134ZM141 218H142V217H141ZM194 218H195V217H194ZM194 218H192V219H194ZM197 218H196V219H197ZM226 218H227V217H226ZM228 218H229V217H228ZM132 219H133V217H132ZM142 219H143V218H142ZM142 219H141V220H142ZM196 219H194V220L196 221ZM224 219H225V218H224ZM229 219H230V218H229ZM233 219H234V218H233ZM235 219H237V218H235ZM242 219H243V218H242ZM242 219L240 220L241 223H242ZM245 219H246V218H245ZM256 219L254 218V221H255ZM71 220H72V219H71ZM99 220H100V219H99ZM107 220H108V219H107ZM133 220H134V219H133ZM136 220H137V218H136ZM144 220H145V219H144ZM181 220H184V219L182 218ZM190 220H191V219H190ZM222 220H223V219H222ZM249 220H250V219H249ZM103 221H105V220H103ZM108 221H109V220H108ZM126 221H127V220H126ZM151 221H152V220H151ZM154 221H155V220H154ZM159 221H160V220H159ZM185 221H186V220H185ZM185 221H181V222H185ZM199 221H201V220L199 219ZM199 221H198V222H199ZM236 221H238V220H235V223H236ZM246 221H247V223H248V220H247V219H246ZM254 221H253V222H254ZM155 222H156V221H155ZM178 222H180V221H178ZM181 222H180V223H181ZM186 222H187V221H186ZM186 222H185V223H186ZM190 222H191V221H190ZM206 222H205V223H206ZM229 222H231V220H230ZM238 222H239V221H238ZM244 222H245V221H244ZM91 223H92V222H91ZM94 223H95V222H94ZM96 223H97V221H96ZM104 223H105V222H103L102 224H104ZM123 223H124V222H123ZM156 223H157V222H156ZM158 223H159V222H158ZM158 223H157V225H158ZM166 223H167V222H166ZM176 223H177V221L175 222V224H176ZM180 223H179V224H180ZM201 223H204V222H201ZM201 223H200V225H201ZM221 223H222V222H221ZM239 223H240V222H239ZM239 223H237V224L239 225ZM241 223H240V224H241ZM136 224H137V222H136ZM136 224H135V225H136ZM138 224H139V223H138ZM149 224H150V223H149ZM175 224H174V226H175ZM211 224H212V223H211ZM218 224H219V222H218ZM237 224H235V226H236ZM37 225H38V224H37ZM37 225H36V226H37ZM74 225H76V224L74 223ZM78 225H79V224H78ZM84 225H85V223L81 225L82 227H80V228H82V229H81L82 231H80V232H82V233L86 234L87 236H89L92 232H90V230H88V231L86 232V227H85ZM94 225H95V224H94ZM107 225H108V224H107ZM146 225H147V224H146ZM152 225H153V224H152ZM163 225H164V223H163ZM180 225L182 226V224H180ZM183 225H184V224H183ZM190 225H191V224H190ZM202 225H203V224H202ZM204 225H205V224H204ZM227 225H229V224H227ZM233 225H234V224H233ZM233 225H232V231H229V232H232V233H233V228H234ZM99 226H100V225H99ZM101 226H103V225H101ZM174 226H173V227H174ZM196 226H197V225H196ZM221 226H223V225H221ZM224 226H225V224H224ZM224 226H223V227H224ZM229 226H231V225H229ZM241 226H242V225H241ZM244 226H245V225H244ZM71 227H72V226H71ZM108 227H109V226H108ZM132 227H133V226H132ZM138 227H139V225H138ZM144 227H145V226H144ZM149 227H150V226H149ZM153 227H154V226H153ZM169 227H170V226H169ZM173 227H172V228H173ZM176 227H178V226H176ZM185 227H186V229H187V225H184L183 228H185ZM191 227H192V226H191ZM194 227H195V225H194ZM201 227H202V226H201ZM237 227H238V226H237ZM237 227H236V231H237V229L239 228V227H238V228H237ZM247 227H248V226H247ZM69 228H70V227H69ZM80 228H79V229H80ZM84 228H85V229H84ZM134 228H135V227H134ZM141 228L143 229V227H141ZM146 228H147V227H146ZM151 228H152V227H151ZM151 228H150L149 230H151ZM158 228H159V227H158ZM167 228H168V227H167ZM188 228H189V227H188ZM215 228H216V227H215ZM76 229H77V226H76ZM76 229H75V230H76ZM103 229H104V227H103ZM135 229H136V228H135ZM139 229H140V228H139ZM139 229H138V230H139ZM153 229H154V228H153ZM155 229H156V227H155ZM162 229H164V226H163ZM165 229H166V228H165ZM199 229H200V228H198V230H196V228H195V232L198 233L197 231H199ZM218 229H219V225H218ZM230 229H231V228H230ZM239 229H241V228H239ZM247 229H248V230H247ZM247 229H246V231H247V232H246L247 235H248V234L251 235V233L254 234V232L251 231V230L254 231V228H251V226H250V227H248ZM19 230H20V229H19ZM64 230H65V229H64ZM72 230H74V229L72 228ZM75 230H74V231H75ZM123 230H124V229H123ZM136 230H137V229H136ZM157 230H158V229H157ZM181 230H182V228H181ZM181 230H180V231H181ZM203 230L205 231V229H203ZM227 230H228V228H227ZM256 230H257V229H256ZM65 231H66V230H65ZM77 231H78V230H76V232H77ZM93 231H94V229H93ZM100 231H101V229H100ZM133 231H134V230H133ZM151 231H152V230H151ZM158 231H160V230H158ZM158 231H157V232H158ZM171 231H172V229H171ZM175 231L177 232V229H176ZM207 231H208V230H207ZM213 231H214V230H213ZM215 231H216V230H215ZM234 231H235V230H234ZM239 231H240V230H238L237 232L239 233ZM241 231H242V230H241ZM94 232H95V231H94ZM101 232H102V231H101ZM109 232H110V231H109ZM155 232H156V231H155ZM157 232H156V233H157ZM172 232H173V231H172ZM176 232H174V234H176ZM178 232H179V230H178ZM178 232H177V233H178ZM183 232H184V231H183ZM183 232H181V233H183ZM185 232H186V231H185ZM189 232H190V231H189ZM193 232H194V231H193ZM209 232H210V231H209ZM217 232H218V230H217ZM222 232H223V231H222ZM237 232H236V233H237ZM256 232H258V231H256ZM42 233H43V232H42ZM72 233H73V232H72ZM95 233H96V232H95ZM179 233H180V232H179ZM214 233H215V232H214ZM225 233L228 234L227 232H225ZM232 233H230V234H232ZM238 233H237V234H238ZM240 233H243V231L240 232ZM244 233H245V227H244ZM244 233H243V234H244ZM258 233H259V232H258ZM260 233H262V232H260ZM58 234L60 235V233H58ZM84 234L82 235V237L85 238ZM106 234H108V233H106ZM152 234H154V233H152ZM187 234H188V232H187ZM199 234H200V233H199ZM205 234H207V233H205ZM218 234H219V233H218ZM220 234H221V233H220ZM223 234H224V233H223ZM237 234H236V235H237ZM256 234H257V233H256ZM262 234H263L262 236L260 235V236H261V239H262V237L264 238V232H263ZM24 235H25V234H24ZM28 235H29V234H28ZM70 235H72V234H70ZM167 235H168V234H167ZM178 235H180V234H178ZM193 235H194V234H192V236H193ZM202 235H203V234L201 233V236H202ZM228 235H229V234H228ZM236 235L234 234V238H237L238 240H239L240 238H242V239L244 238L243 236L240 237V238H238V235H237V237H236ZM241 235H242V234H240L239 236H241ZM249 235H248V236H249ZM55 236H56V235H55ZM77 236H78V235H77ZM87 236H86V238H87ZM99 236H100V235H99ZM182 236H183V235H182ZM185 236H187V235H185ZM198 236H199V235H198ZM216 236H218V235H216ZM230 236H231V235H230ZM230 236H229V238H230ZM244 236H245V235H244ZM255 236H258V235H255ZM33 237H34V235H33ZM96 237H97V236H96ZM177 237H178V236H177ZM189 237H190V235H189ZM195 237H196V235H195ZM203 237H204V236H203ZM224 237H227V236H224V235H223V237H221V239H224ZM231 237L233 238V236H231ZM251 237H252V236H251ZM251 237H250V238H251ZM93 238H95V236H94ZM143 238H144V237H143ZM179 238H180V237H179ZM186 238H187V237H186ZM190 238H191V237H190ZM192 238H193V237H192ZM196 238L198 239L199 237H196ZM245 238H246V237H245ZM245 238H244V239H245ZM258 238H259V236H258ZM258 238L256 237L255 240H258ZM32 239H34V238H32ZM74 239H75V238H74ZM76 239H77L78 241H77V243H76V242H75V243H76V245H78V246L84 244V242H85V241L82 242V238H81V237H78V238H76ZM147 239H148V238H147ZM150 239H151V238H150ZM181 239H182V238H181ZM184 239H185V237H184ZM194 239H195V238H194ZM217 239H218V238H217ZM225 239H226V240H229L228 238H225ZM93 240H94V239H92V241H93ZM148 240H149V239H148ZM178 240H179V239H178ZM190 240H191V239H190ZM201 240H202V239H201ZM210 240H211V239H210ZM219 240H220V238H219ZM233 240H234V239H233ZM245 240H247V239H245ZM245 240H244V241H245ZM58 241H59V240H58ZM61 241H62V240H61ZM69 241H70V238H68V239L66 240L67 243H68ZM86 241H87V240H86ZM176 241H177V240H176ZM196 241H197V240H196ZM202 241H203V240H202ZM215 241H216V240H215ZM217 241H218V240H217ZM240 241H241V240H240ZM250 241H251L250 244H252V240H251V239H250ZM5 242H6V241H5ZM23 242H24V241H23ZM40 242H41V241H40ZM43 242H44V241H43ZM170 242H171V241H170ZM188 242H189V241H188ZM192 242H193V240H192ZM192 242H190V243H191L192 245H194V242H195V241H194L193 243H192ZM212 242H213V241H212ZM223 242H224V241H223ZM234 242H235V241H234ZM247 242H248V240H247ZM253 242H254V241H253ZM259 242H260V241H259ZM263 242H264V241H263ZM32 243H33V242H32ZM63 243H64V242H63ZM67 243H66V244H67ZM177 243H178V242H177ZM177 243H175V244H177ZM180 243H181V241H180ZM183 243H184V242H183ZM185 243H186V241H185ZM209 243H210V242H209ZM230 243H231V241H230ZM236 243H237V242H235V244H236ZM241 243H242V241L240 242V244H237V246H238V245H241ZM243 243H244V242H243ZM248 243H249V242H248ZM68 244H69V243H68ZM195 244H196V242H195ZM198 244H200V243H198ZM224 244H225V243H224ZM224 244L222 245L223 247H225ZM226 244H228V242H226ZM231 244H232V243H231ZM233 244H234V243H233ZM254 244L257 245V246L259 247V244H260V243L257 242V244H256V242H254L253 245H254ZM25 245H26V244H25ZM29 245H30V244H29ZM35 245H36V243H35ZM87 245H88V244H87ZM87 245H86V246H87ZM171 245H172V244H171ZM173 245H174V244H173ZM177 245H178V244H177ZM182 245H183V244H182ZM187 245H188V244H187ZM187 245H186V246H187ZM205 245H206V244H205ZM218 245H219V244H218ZM228 245H229V244H228ZM228 245H226V246H228ZM245 245H246V244L244 243V247H245ZM255 245H254V247H253L254 249H252V250H251L252 247L250 246L249 251L252 253V255H249V256H250V258H251V256H252L253 258L261 259L260 261H262V262H261L260 264H264V250H263V249H258L259 251H257V248H255V247H257V246H255ZM260 245H261V244H260ZM263 245H264V244L262 243V246H263ZM37 246H38V244H37ZM73 246H74V245H73ZM78 246H76V247H78ZM92 246H93V245H92ZM96 246H97V245H96ZM231 246H232V245H231ZM237 246H236V247H237ZM40 247H41V246H40ZM76 247H74V248H76ZM82 247H83V245L81 246V248H82ZM87 247H88V246H87ZM98 247H99V246H98ZM174 247H175V245H174ZM183 247H185V246H183ZM192 247H194V246H192ZM218 247H219V246H218ZM228 247H229V246H228ZM233 247H235V246L233 245ZM236 247H235V248H236ZM239 247H240V246H239ZM263 247H264V246H263ZM33 248H34V245H33ZM35 248H37V247H35ZM181 248H182V247H181ZM185 248H186V247H185ZM185 248H184V249H185ZM198 248H199V246H198ZM210 248H211V247H210ZM230 248H231V247H230ZM235 248H234V249H235ZM241 248H242V247H241ZM248 248H249V247H248ZM260 248H262V247L260 246ZM31 249H32V247H31ZM39 249H40V248H39ZM49 249H50V248H49ZM58 249H59V248H58ZM79 249H80V247H79ZM83 249H84V248H83ZM90 249H91V248H90ZM173 249H174V248H173ZM187 249H188V248H187ZM189 249L191 250V248H189ZM203 249H204V248H203ZM211 249H212V248H211ZM224 249H226V248H224ZM231 249H232V248H231ZM231 249H229V250L231 251ZM26 250H27V249H26ZM34 250H36V249H34ZM84 250H86V249H84ZM84 250H83V251H84ZM88 250H89V248H88ZM88 250H87V251H88ZM174 250H175V249H174ZM179 250H180V249H179ZM181 250H182V249H181ZM192 250H193V248H192ZM192 250H191V251H192ZM206 250H207V249H206ZM214 250H215V249H214ZM219 250H220V249H219ZM247 250H248V249H247ZM37 251H38V250H37ZM54 251H55V250H54ZM75 251H77V250H74V252H75ZM78 251H79V250H78ZM175 251H176V250H175ZM184 251H185V250H184ZM202 251H203V250H202ZM217 251H218V250H217ZM221 251H222V250H221ZM223 251H224V253H223ZM223 251H222L221 253L225 254V253H226L225 250H223ZM233 251H234V250H233ZM233 251H231L232 254L237 252V250H236L235 252H233ZM240 251H243V250H240ZM51 252H52V251H51ZM178 252H179V251H178ZM187 252H188V251H187ZM195 252H196V251H195ZM211 252H212V251H211ZM244 252H246V251H244ZM43 253H44V252H43ZM57 253H58V252H57ZM77 253H78V252H77ZM84 253H85V252H84ZM84 253H83V254H84ZM190 253H191V252H190ZM193 253H194V252H193ZM205 253H206V252H205ZM229 253H230V252H229ZM238 253H239V252H238ZM29 254H30V253H29ZM41 254H42V253H41ZM46 254H48V253H46ZM63 254H65V255H64L65 257L67 256L66 253H63ZM68 254H69V252H68ZM72 254H73V253H72ZM75 254H76V253H75ZM80 254H81V253H80ZM88 254H89V252H88ZM183 254H184V253H183ZM183 254H182V255H183ZM186 254H187V253H186ZM207 254H208V253H207ZM227 254H228V251H227ZM227 254H225V256H226ZM232 254H231V255H232ZM241 254H242V252H241ZM241 254L239 253V255H237V254H236V255H237V256H241ZM244 254H245V253H244ZM244 254H243V257H245ZM247 254H249V253L247 252ZM247 254H246V255H247ZM57 255H60V254H57ZM177 255H178V254H177ZM203 255H204V254H203ZM219 255H220V253H219ZM236 255H235V256H232V257H236ZM42 256H43V255H42ZM51 256H52V255H51ZM185 256H186V255H185ZM185 256H184V257H185ZM217 256H218V255H217ZM217 256H216V258H218ZM222 256L225 257L224 255H222ZM228 256H230V254H229ZM228 256H226V258H223V257H222L223 262H221L222 260H220V263H218V264H225V263H224V260L226 259V261H227V257H228ZM249 256H248V257H249ZM12 257H13V256H12ZM45 257H46V256H45ZM67 257H68V256H67ZM71 257H72V256H71ZM74 257H75V256H74ZM126 257H127V256H126ZM142 257H143V256H142ZM157 257H158V256H157ZM188 257H189V256H188ZM207 257H209V256H207ZM220 257H221V256H220ZM241 257H242V256H241ZM68 258H69V257H68ZM85 258H86V257H85ZM91 258L93 259V257H91ZM160 258H161V257H160ZM201 258H202V257H201ZM229 258H230V257H229ZM49 259L52 260L53 258H52V259L49 258ZM49 259H47V261H45L46 264H47V262H49ZM56 259H57V258H56ZM59 259H60V258H59ZM65 259H66V258H65ZM65 259H64V260H65ZM185 259H186V258H185ZM203 259H204V258H203ZM206 259H207V258H206ZM209 259H210V258H209ZM209 259H207V260H208V261H206L207 263H203V264H211L213 260L211 261V260H209ZM211 259H212V257H211ZM213 259H215V258L213 257ZM219 259H220V258H219ZM219 259H218V262H219ZM239 259H241V258H238L237 260H239ZM243 259H244V258H243ZM246 259H247V258H246ZM246 259H245V261H246ZM248 259H249V258H248ZM256 259H254V260H256ZM53 260H54V259H53ZM70 260H71V259H70ZM88 260H90V259H88ZM156 260H158V259H156ZM204 260H205V259H204ZM228 260H229V259H228ZM230 260H231V258H230ZM230 260H229V261H230ZM233 260H235V262H236V259L233 258L232 261H233ZM251 260H252V258H251ZM251 260H249V263H248V262H247V263H248V264H251V263H250ZM11 261H12V260H11ZM37 261H38V260H37ZM60 261H61V260H60ZM65 261H66V260H65ZM67 261H68V260H67ZM93 261H95V260H92V262H93ZM214 261H215V260H214ZM247 261H248V260H247ZM258 261H259V260L255 261V263L258 262ZM34 262H35V261H34ZM42 262H43V261H41V263H42ZM45 262H44V263H45ZM50 262H51V261H50ZM63 262H64V261H63ZM70 262H71V261H70ZM89 262H90V264H91V260H90ZM95 262H97V261H95ZM95 262H93L92 264H94ZM161 262H162V261H161ZM184 262H185V261H184ZM202 262H203V261H202ZM238 262H239V264H240V260H239ZM238 262H236V264H237ZM252 262H253V260H252ZM57 263H58V262H57ZM66 263H67V262H66ZM87 263H88V261H87ZM135 263H136V262H135ZM155 263H156V264H159L158 262H154V264H155ZM191 263H192V262H191ZM241 263H242V259H241ZM247 263H246V264H247ZM255 263H253V264H255ZM34 264H35V263H34ZM42 264H43V263H42ZM58 264H59V263H58ZM60 264H61V263H60ZM68 264H69V263H68ZM88 264H89V263H88ZM95 264H96V263H95ZM97 264H99V263L97 262ZM127 264H128V263H127ZM133 264H134V263H133ZM162 264H163V263H162ZM165 264H166V263H165ZM176 264H177V263H176ZM213 264H214V263H213ZM226 264H228V263H226ZM231 264H232V263H231Z\"/></svg>",
	"mask_w": 264,
	"mask_h": 264
}]
</instances>
